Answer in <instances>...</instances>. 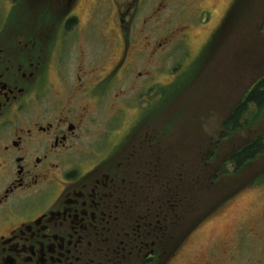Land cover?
<instances>
[{
    "label": "flooded vegetation",
    "instance_id": "af4514ba",
    "mask_svg": "<svg viewBox=\"0 0 264 264\" xmlns=\"http://www.w3.org/2000/svg\"><path fill=\"white\" fill-rule=\"evenodd\" d=\"M62 1L28 0L27 25L17 10L25 0H11L0 25V264H177L197 230L185 232V215L200 171L179 155L186 145L176 143L180 149L167 136L168 122L152 121L153 106L134 107L137 118L124 132L116 125L127 98L121 90L112 95L113 88L133 78L138 86L143 76L131 69L136 48L129 34L108 72L79 49L67 74L68 42L91 44L105 35L92 21L90 31L73 35L77 0ZM168 5L130 0L125 6L131 17V9L151 6L155 17ZM60 16L62 27H54ZM37 17L44 24L34 27ZM167 42L158 43V53ZM102 114L106 128L96 134ZM200 156L194 151V162ZM239 248L213 247L203 264H249Z\"/></svg>",
    "mask_w": 264,
    "mask_h": 264
},
{
    "label": "rangeland",
    "instance_id": "374dc122",
    "mask_svg": "<svg viewBox=\"0 0 264 264\" xmlns=\"http://www.w3.org/2000/svg\"><path fill=\"white\" fill-rule=\"evenodd\" d=\"M49 1L54 6L58 3V0H42L43 6ZM65 1L69 0L62 2ZM124 1V22L120 24L119 9ZM129 1L77 0L75 14L79 15L80 24L71 33L90 31L92 21L105 37L104 40L95 37L91 44L84 38L79 44L77 40L68 42L64 56L67 74L74 71L79 49L87 51L88 60L108 72L120 59L124 36L129 34V44L136 48L129 56L130 66L131 69L136 67L143 76L138 77V86L133 78L122 79L113 88L112 95L121 90L122 96L127 98L121 104L125 113L116 125L124 132L123 129L137 118L134 107L153 106L152 121L168 122L167 136L176 141L175 144L186 145L184 154L179 155L188 160L189 166L195 163L201 175V190L196 197H190L194 205L187 206L185 215V232L197 230L192 232L195 236H191L177 264H203L213 247L233 244L237 247L239 244V252L250 255L249 264L252 258L264 264V180H261L264 154L238 173L231 165L224 169L227 157L257 137H264V106L251 110L249 128L231 135L222 131V123L230 112L242 102L248 90L264 78V0H244L241 17L236 14L232 20L228 19L224 30L222 27L237 0H169L167 9L155 17L151 6L136 12L131 9L134 15L131 17L126 11ZM25 2L17 10L25 15L28 25L33 17H28L29 3ZM11 9V0H0V25L7 20ZM39 9L37 7V11ZM37 19L31 22L34 27L44 24L45 18ZM64 20L61 16L56 18L54 27ZM119 25L124 35L120 34ZM182 30L187 35H183ZM219 31L222 34L217 35ZM166 38L169 42L158 53V43ZM212 40L215 43L211 57L200 66L202 55ZM141 49L147 50L146 55L139 51ZM52 69L54 79L53 64ZM107 116L101 115L102 124L95 128L96 134L106 128ZM195 142L201 144V156L196 162L193 160ZM222 172L225 174L220 175Z\"/></svg>",
    "mask_w": 264,
    "mask_h": 264
},
{
    "label": "trees",
    "instance_id": "16d2710c",
    "mask_svg": "<svg viewBox=\"0 0 264 264\" xmlns=\"http://www.w3.org/2000/svg\"><path fill=\"white\" fill-rule=\"evenodd\" d=\"M243 2L244 0H237L234 4L233 8L230 11V16L227 18V23L223 25L224 28H227L229 21L228 19L232 20V16L241 17V10L243 8ZM240 15V16H239ZM233 21H231L232 23ZM226 26V27H225ZM220 29V31L222 30ZM218 32L217 35L222 34V32ZM215 43V40H212L209 47L205 50V52L202 55L200 61L201 64L208 62V60L211 57V49L214 48L213 45ZM209 52V53H208ZM264 106V78L256 82L246 93L245 98L240 102L237 106L234 107L232 112H230L229 116L226 118V120L222 123V131L226 135H231L234 132L240 131L243 128L247 129L250 126L249 122V114L251 113V110L254 108H262ZM194 151L201 153V144L200 143H193ZM264 154V137H257L254 141L251 143L246 144L245 146L241 147L236 152L232 153L229 157L226 158L224 163V169L226 170V167L233 166L234 170L238 173L242 171L246 164L251 163L258 159L260 156ZM214 156V155H212ZM210 155V157H212ZM206 157V155H205ZM206 161V160H205ZM227 172V171H226ZM228 173V172H227ZM225 173H221L220 175H223ZM213 176L211 177L214 178ZM216 176H219L217 174ZM261 180H264V174L261 177ZM201 181L197 184V189H193L192 191V197H196L199 193ZM199 197V196H198ZM199 200V199H198ZM194 205V204H192ZM191 205V206H192Z\"/></svg>",
    "mask_w": 264,
    "mask_h": 264
}]
</instances>
